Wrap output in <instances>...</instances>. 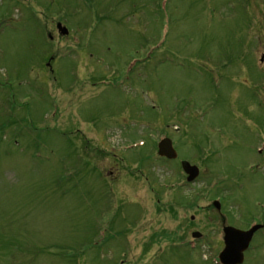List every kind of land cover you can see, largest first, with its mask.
<instances>
[{"label": "rangeland", "instance_id": "rangeland-1", "mask_svg": "<svg viewBox=\"0 0 264 264\" xmlns=\"http://www.w3.org/2000/svg\"><path fill=\"white\" fill-rule=\"evenodd\" d=\"M255 224L242 264H264V0H0V264H221Z\"/></svg>", "mask_w": 264, "mask_h": 264}, {"label": "water", "instance_id": "water-1", "mask_svg": "<svg viewBox=\"0 0 264 264\" xmlns=\"http://www.w3.org/2000/svg\"><path fill=\"white\" fill-rule=\"evenodd\" d=\"M62 33H68V30L61 24L58 25ZM159 152L169 158H176L177 153L169 138L164 139L159 145ZM184 169L190 173V179H194L199 170L197 166H193L186 161H182ZM218 205V204H217ZM262 225L257 224L248 230H241L233 226L224 227V244L225 247L219 254V260L222 264H242L244 261L245 251L249 248L254 233ZM193 236L198 237L199 233L195 232Z\"/></svg>", "mask_w": 264, "mask_h": 264}]
</instances>
